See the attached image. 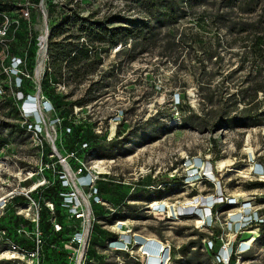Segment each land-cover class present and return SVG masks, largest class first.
<instances>
[{"label":"rangeland","instance_id":"obj_1","mask_svg":"<svg viewBox=\"0 0 264 264\" xmlns=\"http://www.w3.org/2000/svg\"><path fill=\"white\" fill-rule=\"evenodd\" d=\"M228 2L0 0V27L5 21L9 23V37H0V71L9 66L13 53L29 52L30 39L31 51L38 52V39L48 33L47 46L52 38L54 42L84 48L88 55L79 65L83 68L79 77L49 82L51 87L69 85L67 92H56L65 97L64 103L88 99V89L97 85L94 97L102 100L93 109V115L97 121L102 120L104 127L105 118L109 119L119 107L127 109V130L115 140L128 138L117 152L103 153L108 162L116 157L103 186L115 203L124 199L122 189L134 187L125 216L140 235L171 245L173 258L169 264L219 262L215 251H207L204 246L211 232L202 226L201 219L200 223L198 218H192L195 215L158 217L146 208L151 199L163 196L174 207L195 197H223L226 204L218 208L215 226L224 244L252 240V250L237 260L239 264H264V227L243 230L237 238L228 230L240 221L237 217L264 209V94L259 93V98L249 105L233 97L241 92L247 97L253 95L254 81L262 82L264 87V66L254 68L252 58L243 49L254 28L264 31V0ZM142 4L148 6L146 13ZM121 10L125 11L126 23L150 20L152 27L134 31L120 42L123 48L115 52L109 30L131 28L123 21L111 23ZM27 11L30 17L24 15ZM4 39L11 44V50L5 49V60ZM214 51L218 56L211 59ZM45 60V54L36 57L29 62V68L39 66L42 72ZM52 61L49 65L53 68ZM14 78L10 70L0 76L9 87ZM77 83L83 87L74 89ZM213 93L215 103H207L208 95ZM7 95L0 100V188L20 191L29 169L40 160L31 136L21 129L17 109L11 103V89ZM179 100L185 101L182 109ZM246 101L249 103V98ZM186 105L200 115L188 127L183 122ZM47 132L55 136L52 128ZM221 162L225 165L220 166ZM196 164L201 176L187 185L185 177ZM166 183L173 186L167 187ZM112 186L120 189L113 197L117 188ZM5 226L6 221H0V230ZM104 229L111 234L112 228ZM94 247L98 256L106 258V264H120L119 259L126 258L123 254H105V248ZM220 248L218 243V251ZM6 250L7 242L0 237V264H23Z\"/></svg>","mask_w":264,"mask_h":264},{"label":"built area","instance_id":"obj_2","mask_svg":"<svg viewBox=\"0 0 264 264\" xmlns=\"http://www.w3.org/2000/svg\"><path fill=\"white\" fill-rule=\"evenodd\" d=\"M124 10V9H123ZM121 10L118 16L125 17V11ZM26 17H30V12L24 13ZM9 28L8 21H5L3 27L0 28V37L5 38L7 36V30ZM44 37V36H43ZM41 37L38 39V57L45 54L46 60L48 57V33L45 39ZM4 60L7 59L6 48L9 49L7 40L2 41ZM123 48L120 44L114 47L115 52H119ZM6 55V56H5ZM3 60V62H4ZM45 60V62H47ZM22 60L18 57L11 58V64L7 68H3L0 71V76L8 70H10L15 76L14 81L11 82L10 87L6 86L0 80V100L7 95V90L11 89V95L18 101L17 111L19 117V123L21 128L26 130L34 143V150L39 158V162L35 164L34 168L29 169L26 179L20 183V191L12 188H0V219L4 218L13 208L14 213L19 217L23 223L19 224L16 228V232L19 238L23 241L16 242L9 236V231L6 229L0 230V237L7 242V250L5 253L10 254L13 258L14 255L21 260L23 264H44V247L45 238L41 228V214L43 210V204L39 199H36L33 194L39 193L42 187L51 185V182L46 178L45 172L52 170L58 174V178L63 187V191L60 196L63 198V208L66 210L68 219L73 221L70 224V228L74 229L73 233L63 241L59 251L64 252L67 257L68 264H96L95 259L89 256L91 247L92 232L96 224H101L103 227L112 228L111 239L106 243L105 254L114 253L118 255H125V259L120 260V264H169L173 258L172 247L168 242H159L152 238H147L140 235L135 231V227L130 218L125 216V213L121 218L115 219L113 223L108 224L104 221H100L95 215L93 210V202L102 205L110 210L112 215L117 213V210L111 207L106 201L99 197L97 188V182L105 179L104 177L110 176L109 168L111 164L115 162V158L112 161H106L105 158H94L86 162H81L79 168H74L70 165L69 161L75 158V154H67L63 156L56 146V142L59 139L60 127L62 125V119L56 113L55 107L52 102L48 100L42 90V78L45 74L46 63L42 72L39 70V66L35 68L34 74L30 75L25 70H22ZM22 76L27 79H31L35 85V92L33 94H25L22 88ZM92 86V85H91ZM83 87V85L81 86ZM96 87V85H93ZM69 85L60 84L57 86L58 92H67ZM106 89H108L106 87ZM96 90V89H94ZM97 91H93L95 95ZM101 98H96L94 101L88 103L84 107H74V110L69 117V121L73 124H80L82 122H88L93 126L94 133L98 136L106 137L108 142L115 141L116 138H120V134L127 130L126 125L129 124L127 119V109L119 107L108 118H105L107 125L104 127L102 120L98 121L94 118L93 109L101 102ZM179 102V101H178ZM52 128L55 136L51 137L47 132L48 128ZM70 133L71 129H67ZM125 133H123L124 135ZM48 137V138H47ZM46 144L51 147V154L46 155ZM87 148V145H84ZM51 160L57 159V162H46L45 158ZM19 159V158H17ZM20 160V159H19ZM61 165V171H56V164ZM95 163V166L89 168L90 164ZM89 165V166H88ZM69 168V169H68ZM106 169H108L106 171ZM198 165H194L189 170L190 174L185 177V184L195 183L200 178V172L198 171ZM207 176V175H205ZM166 186H173V184L166 183ZM18 198H24V204H16L15 201ZM167 197H163L159 200H152L146 204V208L154 216H165L170 214H176L177 217H188L193 219H200L203 221L202 226L206 230L211 232V237L205 239L206 250H214L216 243H221V248L216 254L219 264H239L237 260L238 256L247 254L252 250L253 243L251 241H227L224 244V238L221 234L215 237L214 229H216L217 211L216 207H223L225 201L221 196H213L210 199H201L195 197L188 203L180 207H174L169 205ZM220 200L222 202H220ZM232 200V199H231ZM158 205L154 206V204ZM230 205L234 203H229ZM252 203H246L245 205L251 206ZM44 205L49 209L51 213V222L55 232L59 233L63 230V226L56 221L55 217V205L52 202L46 201ZM188 208V209H187ZM195 208V209H192ZM208 215H206V212ZM174 218V217H173ZM240 221L231 224L229 226V233L233 234L236 238L240 236L243 230L253 228L255 223H264V209L262 211H250L245 215H241ZM27 222V224H25ZM225 246H224V245ZM110 255H107V258ZM236 257V261L232 262V257ZM226 261V263H225ZM109 264V263H107ZM118 264V263H111Z\"/></svg>","mask_w":264,"mask_h":264},{"label":"trees","instance_id":"obj_3","mask_svg":"<svg viewBox=\"0 0 264 264\" xmlns=\"http://www.w3.org/2000/svg\"><path fill=\"white\" fill-rule=\"evenodd\" d=\"M128 2L132 0H127ZM158 3H161L165 0H155ZM232 3V0H229L228 4ZM133 4V3H132ZM141 8H143V12L146 13L145 10H148V6L146 4H142ZM145 9V10H144ZM2 17H0L1 22ZM3 20V19H2ZM123 17L119 16L116 18H112L110 21L111 23H116L123 21L124 24L130 25V29L126 27H120L117 29L109 30L110 35L112 36L110 38V44L113 47H116L120 45V42L126 39V37L132 35L134 31H140V29H151L152 25L150 24V20L144 21H131L130 24L126 23L124 21ZM4 24V22H3ZM3 25H1L0 28H2ZM108 30V29H107ZM9 28L7 30V38L9 37ZM104 40V39H102ZM29 52H27L24 55H20L17 53H13L11 55L12 57H18L22 60V66L20 67L22 70H25L28 74L33 75L35 68H29V62L35 61L36 57H38V52L31 51L33 40H29ZM9 45V49L11 50V44L10 41H7ZM34 44L37 45V41L34 42ZM48 61L46 62V70L45 74L42 78V90L45 95V97L50 100L55 107L56 113L59 116L60 119H62V125L60 127V134L59 139L56 142V146L60 153L63 156H66L67 154L74 153L75 158L70 159L69 163L74 168H79V164L81 162H86L90 160L91 157L94 158H105L103 157V153L106 154L107 152H117L119 149V145H121L128 136L124 137L121 140H115L112 142H108L106 137L104 136H98L94 133L93 126L89 124L88 122H82L80 124H73L69 121V117L71 116L74 107H84L88 103L94 101L96 97L93 94V91L95 87L93 85L88 89L87 94L89 95L88 99L85 100H77L74 103H64V98L61 95H58L57 92V86L51 87L49 85V82L54 80V83H57L58 80L62 81L65 77H79L82 73L83 68H79V65L83 63L88 57L87 52L84 48H77L76 45L73 44H67L63 42H54L51 38L48 44ZM78 49V50H77ZM244 52L252 58V66L254 68H259L264 66V31L260 30L259 28H254L251 34V37H248L246 44L243 47ZM38 51V50H37ZM218 52L214 51L210 55V58H217ZM10 57V55H9ZM11 58L9 59V65L11 64ZM59 59L57 62L56 60ZM53 59V68L51 67L50 61ZM31 66V64H30ZM52 68V69H51ZM83 84H75L74 89H79ZM97 86V85H96ZM211 89V87H208ZM253 90V95L250 97H247V95L244 94V92H241L239 94H234V99L237 100L239 103H244L245 105H249L256 101L259 98V93L264 94V87H262V82L254 81V83L251 86ZM21 90L25 94H33L35 92V85L31 79H27L26 77L22 76V88ZM91 90V91H90ZM211 91V90H210ZM216 91V90H215ZM249 98V103H247L246 100ZM12 105L16 107L18 101L12 96ZM216 99V94H210L208 95L206 102L214 104ZM185 101L179 100L178 105H180V108H184ZM69 105V106H68ZM187 109H184L183 112V122L185 126H190L191 124L195 123L196 119L200 118L199 113H196L195 110H193L189 105H186ZM216 111V110H215ZM18 113V111H17ZM23 132L26 133V130L21 128ZM67 129H71V132L68 133ZM84 145H87V148H84ZM52 152L51 147L46 144V155H50ZM116 158V157H114ZM46 162H57V159L54 160L49 159L48 157L45 158ZM62 167L58 163L56 164V171H61ZM46 178L51 182V185L42 187L39 190V193H34L33 196L36 199H39L41 203L43 204V210L41 214V228L44 234L45 238V247H44V264H68L66 254L64 252L59 251V248L61 247V244L64 240H66L74 231V229L71 227L70 224L73 223V221L68 219V215L66 210L63 208V198L60 196V193L64 190L61 182L58 178V174L54 173L52 170H47L45 172ZM108 179L105 181L100 180L97 182V188L99 192V197H101L104 201H106L111 207L117 210V213L115 215H112L110 210L106 207L96 204L93 202V210L95 215L98 217L100 221H104L108 224H111L114 222L115 219L121 218L123 214L125 213L127 206V203L131 199V195L133 192L134 187L129 188L127 190L122 189L121 194L124 199L120 203H115L111 200L110 194H107L104 189L103 182H108ZM111 182V181H110ZM113 182V181H112ZM116 187V186H112ZM152 185L150 186V188ZM172 187V186H167ZM117 188V187H116ZM120 189L117 188V190H114L112 194L113 196H116L119 194ZM124 191H127V193H124ZM164 197V196H163ZM161 197V198H163ZM161 198H153L152 200H159ZM46 201L52 202L55 205V217L56 221L60 223L63 226V230L59 233L55 232L53 229V225L51 222V213L49 209L44 205ZM149 201V202H150ZM26 201L24 198H18L15 203L16 204H24ZM219 207H216L218 209ZM124 212V213H123ZM128 217V216H127ZM6 221L5 229L9 231V236L14 239L16 242L23 241L21 238L18 237L16 228L19 226V224L23 223V221L17 217L14 213L13 208L10 209V212L0 219V221ZM27 224V222H25ZM264 227V223H255L253 228H261ZM214 235L215 237L220 234V230L214 229ZM111 234L108 233L103 228V225L96 224L94 227V230L92 232L91 237V247L89 251V256L95 261H97L98 264H106L105 263V257L98 256L95 247H106V243L109 239H111ZM93 243V245H92ZM218 243H216V247L214 250H207V251H215V254H217ZM105 258V259H104ZM236 261V257H232V262Z\"/></svg>","mask_w":264,"mask_h":264},{"label":"bare ground","instance_id":"obj_4","mask_svg":"<svg viewBox=\"0 0 264 264\" xmlns=\"http://www.w3.org/2000/svg\"><path fill=\"white\" fill-rule=\"evenodd\" d=\"M45 39V36L43 37ZM225 164L223 162L220 163V166H224ZM207 172L211 178H214L213 173L210 172V168H207ZM158 205V203L154 204V206ZM188 209V208H187ZM195 209V208H192ZM200 222V221H199ZM201 223V222H200Z\"/></svg>","mask_w":264,"mask_h":264}]
</instances>
